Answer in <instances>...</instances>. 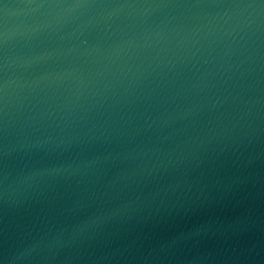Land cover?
I'll use <instances>...</instances> for the list:
<instances>
[{
    "label": "water",
    "instance_id": "95a60500",
    "mask_svg": "<svg viewBox=\"0 0 264 264\" xmlns=\"http://www.w3.org/2000/svg\"><path fill=\"white\" fill-rule=\"evenodd\" d=\"M0 264H264V0H0Z\"/></svg>",
    "mask_w": 264,
    "mask_h": 264
}]
</instances>
